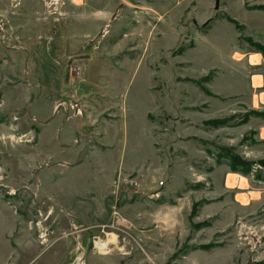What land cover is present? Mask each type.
I'll use <instances>...</instances> for the list:
<instances>
[{
	"label": "rangeland",
	"instance_id": "1",
	"mask_svg": "<svg viewBox=\"0 0 264 264\" xmlns=\"http://www.w3.org/2000/svg\"><path fill=\"white\" fill-rule=\"evenodd\" d=\"M262 33L264 0H0V264H264Z\"/></svg>",
	"mask_w": 264,
	"mask_h": 264
},
{
	"label": "crops",
	"instance_id": "2",
	"mask_svg": "<svg viewBox=\"0 0 264 264\" xmlns=\"http://www.w3.org/2000/svg\"><path fill=\"white\" fill-rule=\"evenodd\" d=\"M261 36H262V38H264V34L262 33L261 34ZM261 57V56H260ZM255 63H260V61L258 60L257 62H255ZM256 75H259L260 77H261V79H259L258 80V78H256L255 76L253 77V79H254V86H256V87H258V88H262L263 89V92H261V95H260V97L262 96V95H264V70H263V72L261 73V74H256ZM257 84V85H256ZM56 127V129H57V126H55ZM262 134H263V130H262ZM47 135H48V133H47ZM70 135V133L69 132H65V133H63V134H60V135H58V133H56V141H57V143L58 142H60L61 140H63V142H64V144L66 145H63V146H60V144H59V146L61 147V148H63V149H61V151H66V150H73L74 148H75V146L74 145H72V146H70L71 144H69L68 143V141H66V139H70L71 137L69 136ZM55 136V135H54ZM83 136H81V138H82ZM52 138V137H51ZM50 138V139H51ZM85 142H86V140H85ZM84 144V143H83ZM81 145L79 148H78V150H77V155H81V154H83V152L85 151V149H86V147H84V145ZM71 148V149H70ZM60 153V152H59ZM75 167H73V170H80V169H82L83 168V164H81V163H79V162H77V163H75V165H74Z\"/></svg>",
	"mask_w": 264,
	"mask_h": 264
},
{
	"label": "bare ground",
	"instance_id": "3",
	"mask_svg": "<svg viewBox=\"0 0 264 264\" xmlns=\"http://www.w3.org/2000/svg\"><path fill=\"white\" fill-rule=\"evenodd\" d=\"M83 255H84L83 253H80L79 256H78V258H77V260H76V262L75 263H72V264H86V263L82 262L83 261V259H82Z\"/></svg>",
	"mask_w": 264,
	"mask_h": 264
},
{
	"label": "water",
	"instance_id": "4",
	"mask_svg": "<svg viewBox=\"0 0 264 264\" xmlns=\"http://www.w3.org/2000/svg\"><path fill=\"white\" fill-rule=\"evenodd\" d=\"M220 7V0H215V9L218 10Z\"/></svg>",
	"mask_w": 264,
	"mask_h": 264
},
{
	"label": "trees",
	"instance_id": "5",
	"mask_svg": "<svg viewBox=\"0 0 264 264\" xmlns=\"http://www.w3.org/2000/svg\"><path fill=\"white\" fill-rule=\"evenodd\" d=\"M259 50H261L262 52H264V47L263 48H259Z\"/></svg>",
	"mask_w": 264,
	"mask_h": 264
}]
</instances>
